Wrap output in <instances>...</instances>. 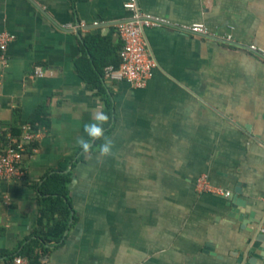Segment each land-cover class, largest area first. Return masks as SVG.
I'll return each mask as SVG.
<instances>
[{
	"label": "crops",
	"instance_id": "obj_1",
	"mask_svg": "<svg viewBox=\"0 0 264 264\" xmlns=\"http://www.w3.org/2000/svg\"><path fill=\"white\" fill-rule=\"evenodd\" d=\"M128 2L0 0V32L14 36L0 64V149L39 132L24 179L0 181V264L49 224L39 187L61 165L73 223L40 264H237L259 228L264 59L247 48L264 50V0H137L177 28L145 29L156 67L144 88L104 78L120 61ZM195 23L206 37L181 31ZM107 99L114 154L100 156L103 141L84 153L77 140ZM201 175L245 201L243 221L226 198L196 191Z\"/></svg>",
	"mask_w": 264,
	"mask_h": 264
},
{
	"label": "built area",
	"instance_id": "obj_2",
	"mask_svg": "<svg viewBox=\"0 0 264 264\" xmlns=\"http://www.w3.org/2000/svg\"><path fill=\"white\" fill-rule=\"evenodd\" d=\"M125 8L133 12V17L116 25L117 34L122 41V48L119 53L120 65L119 67L108 66L105 68L104 78L109 82L125 81L137 88H144L151 80L156 67V61L148 50L145 29L163 26L176 27L160 18L143 14L138 7L137 0H130ZM181 31L200 37L208 35L205 25L202 23L192 24L188 28L181 29ZM223 41L231 44L233 38L227 36ZM13 42V35L0 32V64L5 63L6 51ZM247 49L264 59V50L255 46H249ZM34 76L42 78V70L37 69ZM38 138L39 132L33 128L25 129L21 137L9 138L5 147L0 149V181L21 182L24 179L25 158ZM196 191L200 194H213L223 198L230 195V192L213 186L206 175H201L197 179ZM259 230L264 233V216L259 224ZM12 264H29V261L25 257L16 255L12 259Z\"/></svg>",
	"mask_w": 264,
	"mask_h": 264
},
{
	"label": "trees",
	"instance_id": "obj_3",
	"mask_svg": "<svg viewBox=\"0 0 264 264\" xmlns=\"http://www.w3.org/2000/svg\"><path fill=\"white\" fill-rule=\"evenodd\" d=\"M120 61L114 66L119 67ZM107 114L110 119L104 125L105 133L110 128L112 118V108L110 100L107 99ZM42 115H45L44 109H40L34 116L33 124L43 123ZM100 141L94 143L98 144ZM81 149V148H80ZM81 159L77 157L76 161ZM66 165H61L58 172H53L48 175L43 184L39 187V192L42 196L41 204L43 206L41 217L50 219L49 224L41 230V233H34L32 238L23 246L21 251L16 254L28 259L29 264H40V258L50 250V246L61 243L72 225V208L70 206L68 184L70 182V173L65 172ZM39 224H42V219H39ZM28 240V239H27ZM40 248V253L36 249ZM14 255V256H16ZM14 256L9 258L13 259Z\"/></svg>",
	"mask_w": 264,
	"mask_h": 264
},
{
	"label": "water",
	"instance_id": "obj_4",
	"mask_svg": "<svg viewBox=\"0 0 264 264\" xmlns=\"http://www.w3.org/2000/svg\"><path fill=\"white\" fill-rule=\"evenodd\" d=\"M226 199L230 216L243 221L250 211L245 201L239 199L235 193H231ZM243 244V251L237 258V264H264V233L259 228L255 230L254 236L245 238Z\"/></svg>",
	"mask_w": 264,
	"mask_h": 264
},
{
	"label": "clouds",
	"instance_id": "obj_5",
	"mask_svg": "<svg viewBox=\"0 0 264 264\" xmlns=\"http://www.w3.org/2000/svg\"><path fill=\"white\" fill-rule=\"evenodd\" d=\"M109 115L103 112L93 113V122L84 125V131L88 139L78 138L77 143L80 145L84 153H89L96 141H103L98 146V151L101 157H110L113 153L114 142L105 135V128L109 122Z\"/></svg>",
	"mask_w": 264,
	"mask_h": 264
}]
</instances>
